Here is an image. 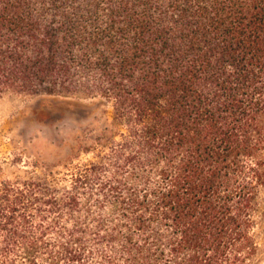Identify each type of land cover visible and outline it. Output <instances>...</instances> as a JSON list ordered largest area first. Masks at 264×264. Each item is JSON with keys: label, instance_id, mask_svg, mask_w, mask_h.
<instances>
[{"label": "trees", "instance_id": "16d2710c", "mask_svg": "<svg viewBox=\"0 0 264 264\" xmlns=\"http://www.w3.org/2000/svg\"><path fill=\"white\" fill-rule=\"evenodd\" d=\"M5 95L112 113L68 185L0 182V264H257L264 0H0Z\"/></svg>", "mask_w": 264, "mask_h": 264}, {"label": "rangeland", "instance_id": "374dc122", "mask_svg": "<svg viewBox=\"0 0 264 264\" xmlns=\"http://www.w3.org/2000/svg\"><path fill=\"white\" fill-rule=\"evenodd\" d=\"M111 113L98 100L75 104L50 97H0V182L40 176L68 185L73 168L93 158L85 150L110 123ZM96 213L93 207L91 215ZM258 220L257 264H264V190Z\"/></svg>", "mask_w": 264, "mask_h": 264}]
</instances>
